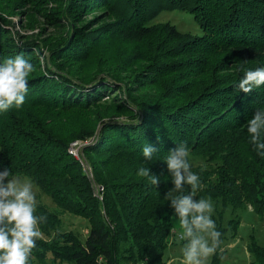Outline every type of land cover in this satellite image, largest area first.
Instances as JSON below:
<instances>
[{
	"label": "trees",
	"instance_id": "obj_1",
	"mask_svg": "<svg viewBox=\"0 0 264 264\" xmlns=\"http://www.w3.org/2000/svg\"><path fill=\"white\" fill-rule=\"evenodd\" d=\"M15 1L0 0V12ZM73 1L75 4L70 5ZM98 1L108 2L67 0L70 3L64 19L71 23L77 16L74 10L95 6ZM113 1L121 8L112 22L100 25L106 37L140 40L150 32L144 21L161 9H181L191 12L201 27L203 32L196 37L200 45L206 43L207 49L212 43L214 48L198 61L200 65L193 61L195 73L186 61L202 56L162 62L154 58V52L125 86L132 92L123 91L119 101L114 97L116 104L98 119V127L82 133L73 125L78 122L75 113L96 103L109 89L120 87L101 66L82 75L63 61L82 59L71 52H80L88 43L85 50L93 48L103 37L97 38L96 30L74 27L70 36L68 32L57 44L50 45L47 57L39 62L40 44L17 38L10 21L0 14V63L22 54L37 68L26 77L24 104L0 112V170L8 168L10 175L28 176L59 210L80 215L88 223L84 236L70 229L58 230V212L35 203L33 215L46 216L47 220L38 222L41 236L34 238L36 247L30 253L29 264H166V235L172 227L183 230L169 201L164 200L173 187L164 159L180 143L188 147L192 171L199 176L194 199L208 196L220 202L222 208L229 205L232 209L248 204L264 228V156L253 149L244 127L255 110L264 109V86L247 94L235 89L244 71L264 67V0ZM25 3L18 0L15 5ZM50 17L47 19L54 24V20H61L54 14ZM160 31L173 39L179 37L166 23ZM70 45L74 46L72 51ZM167 50L173 57L187 51L180 41L165 46L163 56L169 55ZM214 51L231 53L233 62L248 64L214 76L208 66L212 58L208 62V57ZM197 69L206 73L205 79L194 80ZM166 75H170V84ZM150 84L157 90L136 92ZM77 137L88 139L82 151L91 154V177L67 150V142ZM144 144L159 150L150 161L143 158ZM190 156H199L207 164H192ZM141 167L160 176L157 188L148 178L137 176ZM189 191L186 185L185 194ZM219 216L218 211L215 225L221 241L225 228ZM236 222L230 220L233 227ZM219 244L208 264H223ZM245 248L252 261L264 264V246L252 235Z\"/></svg>",
	"mask_w": 264,
	"mask_h": 264
},
{
	"label": "rangeland",
	"instance_id": "obj_2",
	"mask_svg": "<svg viewBox=\"0 0 264 264\" xmlns=\"http://www.w3.org/2000/svg\"><path fill=\"white\" fill-rule=\"evenodd\" d=\"M67 3L69 4L70 2H67V0H26L24 5L18 6L15 5L18 4V0H16L13 6L1 10L0 14L10 21L9 26L15 32V36L17 37L18 35L17 38L20 39V37H22L24 39L34 40L37 41L36 43L40 44V53L38 56L39 62H42L44 57H47L49 49H51L50 45L57 44L56 42L59 39L61 41L68 32L70 36L74 27L80 26V28H83L86 31L91 29L96 30L97 38L103 37L93 48L85 50V48L89 46L88 43L83 46V50L80 52H71L73 57L79 56L82 59L77 60V57H75V60L73 59L74 61H71V59L63 61L65 66H68L77 74L82 75L90 73L96 66H101L107 71L108 75L118 80L117 87H120L119 89H113L112 91L109 89L108 93H104L106 95L103 94L104 96L96 103L88 108L78 110V112L75 113L76 116H78V122L73 125L80 128L82 133H86L88 130L96 129V127H98V119H102V114L107 112L108 108L116 104L114 100H122L123 91L127 94H129L128 92H132L127 91L125 86L130 85V79L134 72L141 70L143 65L147 64L146 62L152 58L154 52H157L154 55V58L159 59V61L162 62L170 60L183 61L182 56H202L199 59L191 58L186 61V64L188 65H191L193 61L200 65V62L198 61L207 57L211 48H214L212 43H210V46L206 47L207 49L204 47L206 43L200 45V41H198L196 37H199L203 31L198 22L193 18L192 13L186 10L161 9L152 19L144 21V24L149 26V34L140 40H134L112 35L106 37V30L100 28V25L108 22L110 23L118 16V10L121 8L119 2L114 3L113 0H108L107 3L102 4L98 1L95 6L89 5L87 7H80L79 10H74L77 11V16L74 20H71V23L64 19L65 13L69 8ZM71 4L74 5L75 2L73 1L70 5ZM52 14L59 16L61 20L56 19L54 20L55 24L51 23L47 18ZM165 23L174 27L175 31L179 34L178 38L173 39L171 34L163 35L161 33L160 26ZM178 41H180L182 48L187 49V51H185L186 53H183V55L178 57H173L170 56L171 52L167 50L169 55H162L165 46L169 47L170 42L176 43ZM70 46V51H72L74 46ZM189 49L196 50H194L195 52L193 53H188ZM198 49L200 52H196ZM216 52L217 51L212 52L208 57V62L210 57H212L208 65H211L212 72L211 68L208 71L209 67L207 66V71L211 72L214 76L228 74L234 69L238 67L242 68L248 64L233 62L230 55L231 53L228 54L225 53V51H218L219 53ZM195 69V65H191L190 70H192L193 73H195ZM35 70H37L36 67H34L33 71ZM198 70L201 69H197L196 74L198 75L193 74L194 80L198 77H201L200 80L205 79L206 73H202ZM169 76L170 75L164 76L168 84H170ZM156 90L155 85L150 84L138 88L136 92L150 93ZM119 96H121V98ZM114 97L116 98L113 100ZM80 124L82 127L79 126ZM94 131L95 130H93V133L90 134V136L94 135ZM86 137L89 136L86 135ZM73 139H80V137ZM73 139H70L67 142V145ZM79 155L81 159L77 160L78 164L82 170H85L87 176L91 177L92 173L89 165L91 154L82 151L81 148ZM190 161L192 164H207V162L199 156H190ZM12 176L29 179V177L24 174H11L10 178ZM33 185V191L36 194L35 203L41 202L49 209L58 212L59 222L56 225L58 230L70 229L81 236L85 235L88 229V223L84 217L73 214L69 211L59 210L39 185L35 183H33ZM208 198L210 197L204 196L202 199ZM210 200L214 209L211 218L216 224V215L219 211L220 216L218 220L220 225L225 228L218 247V251H221V260L223 264H258L256 261H252V256L245 248L251 235L258 244L264 246V228L255 212L251 210V207L248 204L238 206L236 209H232L229 205H225L222 208L220 202H215L212 198H210ZM231 219L237 220L235 227L230 224ZM177 233L182 235V232L178 227H172L166 235V245L163 249V259L166 264H186L182 249L187 241L182 240L181 237L179 238ZM200 235H204L206 239H209L211 242V238L207 233H200ZM210 258L211 255L207 258L202 257L203 264H208Z\"/></svg>",
	"mask_w": 264,
	"mask_h": 264
},
{
	"label": "clouds",
	"instance_id": "obj_3",
	"mask_svg": "<svg viewBox=\"0 0 264 264\" xmlns=\"http://www.w3.org/2000/svg\"><path fill=\"white\" fill-rule=\"evenodd\" d=\"M33 70L34 66L22 54L0 63V112L24 104L28 93L26 77ZM260 86H264V67L244 71L235 89L247 94ZM244 127L253 149L264 156V109L255 110ZM158 151L151 144H144V160H152ZM188 157L189 149L184 143L167 153L164 163L173 187L165 193L164 200L169 201V207L179 220L183 230L181 239L187 241L182 249L186 264H203L202 257L215 253L221 233L211 219L214 209L210 198L194 199L199 176L192 171ZM137 176L148 178L156 188L161 182L160 176L151 173L148 167H141ZM186 185L190 187L187 194ZM33 187L31 179L10 178L8 168L0 170V264H29L30 253L36 247L34 238L41 236L38 222L42 224L47 220L46 216L33 215L36 195ZM200 233H207L211 242Z\"/></svg>",
	"mask_w": 264,
	"mask_h": 264
},
{
	"label": "built area",
	"instance_id": "obj_4",
	"mask_svg": "<svg viewBox=\"0 0 264 264\" xmlns=\"http://www.w3.org/2000/svg\"><path fill=\"white\" fill-rule=\"evenodd\" d=\"M88 139L83 138V139H73L69 144L67 145V150L73 155L75 159H81L80 158V149L83 147V145L86 143ZM85 171V170H84ZM177 236L180 238L181 234L177 233ZM125 264V263H123Z\"/></svg>",
	"mask_w": 264,
	"mask_h": 264
}]
</instances>
